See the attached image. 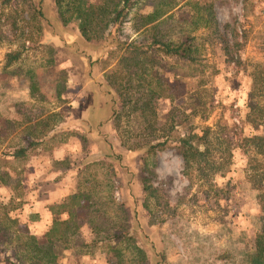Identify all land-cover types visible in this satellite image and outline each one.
Wrapping results in <instances>:
<instances>
[{
	"label": "rangeland",
	"instance_id": "1",
	"mask_svg": "<svg viewBox=\"0 0 264 264\" xmlns=\"http://www.w3.org/2000/svg\"><path fill=\"white\" fill-rule=\"evenodd\" d=\"M38 1L16 0L0 10L16 24V35L7 32L0 44V202L6 208L9 198L11 205L21 204L8 215L13 220L0 219V264H37L23 241L42 237L50 220L44 228L29 225L28 212L59 202L78 185L93 197L91 225L116 230L127 216L148 264H157V254L164 255L162 264H244L255 235L264 232V91L253 85L264 73V0H138L115 37L148 44L165 32L174 40L183 36L181 30L191 32L193 62L148 50L146 67L152 64L158 74L197 94L192 101L165 102L134 76L123 77L111 117L102 75L116 68L122 50L110 37L85 41L66 0L62 20L53 0H43L47 23L31 19ZM153 8L163 15L142 25L141 16ZM93 24L91 35L102 31ZM106 44L116 52L96 62L107 53L95 46ZM12 51L21 52L20 58L5 66L4 56ZM197 97L206 103L205 119L185 109ZM176 115L199 134L206 129L199 153L188 154L185 162L172 147L144 150L178 133L171 130ZM41 134L45 137L24 159L5 156ZM252 136L260 140L245 141ZM24 221L28 235L19 230ZM88 226L72 242L91 240ZM86 250L91 253H82ZM133 258L122 251L118 263L135 264ZM117 260L100 245L73 248L56 264Z\"/></svg>",
	"mask_w": 264,
	"mask_h": 264
},
{
	"label": "trees",
	"instance_id": "2",
	"mask_svg": "<svg viewBox=\"0 0 264 264\" xmlns=\"http://www.w3.org/2000/svg\"><path fill=\"white\" fill-rule=\"evenodd\" d=\"M64 1L65 0H53L57 7V16L59 19L62 18L61 6ZM15 2L16 0H0V10L1 8L11 6L13 3L15 4ZM137 2L138 0H118L115 3L109 0H103L102 4L88 2V0H66L65 2L66 11L74 10L76 15L75 19L79 21V33L85 41H92L94 39L105 40L110 37L114 42L113 47L123 52L120 60L116 64V68L110 69L102 75L105 81L108 80L106 81L108 83L106 86V93L110 95V117L115 114V107L119 104L120 98L117 99L116 94L119 91L118 88L120 87V82L123 77L130 78L134 76L135 79H137L138 85L142 84L148 90H152V96L154 98L163 99L165 102H178V100L192 101L195 98V94H197V90L191 93L185 92L180 82L176 80L169 81L163 75L161 76V74H158V72L153 69L152 64L150 68L146 67L148 50L159 52L165 58H173L183 62H193L195 60L191 56L193 37L189 36L191 32L188 30H181L180 35L183 36L180 38L178 37L176 40L167 36L168 33L165 32L164 34H160V37L151 36L148 44L143 40L127 42L115 37L116 34L119 33L122 24L125 22L130 9H132ZM168 2L171 3V0H168ZM172 7L173 6L169 7V9ZM43 8V0H39L38 5L32 9L33 14L31 19L37 17L36 19H39V21L42 20L44 23H47L46 19L48 18ZM163 13L164 12H161L160 9L153 8L150 12L141 16L142 25H149L157 22ZM7 20L9 19L3 17V14L0 12V44L8 39V34L13 33L12 36L16 35L15 21L13 19L10 21ZM93 22L102 25V31H97L95 32L97 34L94 33L91 35L90 32L96 30L93 29L95 27ZM160 24L161 23L155 24L153 26L154 29L160 28ZM40 30L38 26V31ZM106 31L107 33L105 34ZM215 31L220 35L218 30ZM12 36H9V39H11ZM96 47L97 46H95L96 52L102 50L107 53L105 58L101 60L96 59V62H105L111 54L116 52L112 49V46L107 47V44L101 49H96ZM224 50L228 53L227 48H224ZM20 55L21 52L19 51L7 52L4 56L5 66H10L17 62ZM64 80L65 78L62 77V82H64ZM130 81V79H127V82ZM62 82L59 83V89L63 87ZM253 85L254 87H261L260 89L264 91V73L254 78ZM197 99L198 97L196 98L195 105L189 103L190 105H187L185 109L190 110L191 116L199 115V117L205 119L207 118L206 103L200 100L197 101ZM175 117L177 120H173L171 130L173 129L178 133L174 136L169 134L163 141L148 144L144 147V150L146 152L151 149L160 151L167 147H172L174 152L185 162L188 154L195 156L199 153L200 146L203 144L206 136V129H204L203 133L199 134L195 129L189 127L187 123L188 120H181L178 115ZM176 128H179V131H177ZM45 134H41L40 137L33 136V139L26 142V146L15 148L11 152H7L5 156L14 160L24 159L28 151L34 148L37 143L41 141V138L45 137ZM258 140H260L258 136L245 139L246 142L251 143ZM116 157L119 158V156ZM78 186L75 191L63 197L59 202L51 203L46 207L50 215V221L42 237L37 238L28 235L27 225L25 222H22L23 224H21L19 230H22L28 235L25 237L23 243L25 246L30 245L34 251L31 260L32 263L56 264L57 259L63 253L72 251L73 248L89 249L104 245L116 253V259H118L117 263L119 262L120 255H122V251H126L127 253L133 254V261L135 264H148L145 251L137 244L138 235L130 226L129 218L126 216L123 224L117 226L116 230H101L97 226L93 227L91 225V219L96 212V210H93V197L89 192L80 189ZM18 203L19 204L11 205L13 201L9 198L6 204L10 205V207L6 208L4 205H1L0 202L1 207L4 209L3 213L0 212V219L13 220L8 215H10L11 211L20 208L18 206L21 204L20 202ZM121 208L122 212L124 211L126 215V211L122 206H120V209ZM36 219L37 215L31 214L29 216V221ZM85 224L90 226V232L94 237L89 241L81 242V244L72 242L71 238L78 234ZM89 251L86 250L82 253L87 255L91 253V251ZM156 256L158 258L157 264H162L165 260L164 255L157 254ZM226 258H228V256H222L220 260L223 261ZM243 262L244 264H264V232L255 235L252 248L246 252Z\"/></svg>",
	"mask_w": 264,
	"mask_h": 264
},
{
	"label": "crops",
	"instance_id": "3",
	"mask_svg": "<svg viewBox=\"0 0 264 264\" xmlns=\"http://www.w3.org/2000/svg\"><path fill=\"white\" fill-rule=\"evenodd\" d=\"M66 195V194H65ZM61 198H63V197H65V196H60ZM38 203H36V205H37ZM35 209V208H34ZM31 214H34V215H37V219L36 220H33V221H29L28 220V224L29 225H33V224H37V225H40V224H42L43 225V228H44V226H45V220L49 217V220H50V215H49V213H48V211H47V209H42V210H40V209H35V210H30L29 212H28V215H27V219H29V216L31 215ZM25 223H27L26 221H24ZM27 224V225H28ZM48 224V223H47ZM43 230V229H42Z\"/></svg>",
	"mask_w": 264,
	"mask_h": 264
}]
</instances>
